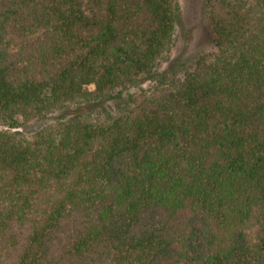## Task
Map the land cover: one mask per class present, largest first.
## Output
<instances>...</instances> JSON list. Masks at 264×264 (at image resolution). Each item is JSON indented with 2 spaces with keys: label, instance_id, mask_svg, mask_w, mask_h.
<instances>
[{
  "label": "trees",
  "instance_id": "1",
  "mask_svg": "<svg viewBox=\"0 0 264 264\" xmlns=\"http://www.w3.org/2000/svg\"><path fill=\"white\" fill-rule=\"evenodd\" d=\"M203 5L124 102L178 0H0V264H264V0Z\"/></svg>",
  "mask_w": 264,
  "mask_h": 264
},
{
  "label": "rangeland",
  "instance_id": "2",
  "mask_svg": "<svg viewBox=\"0 0 264 264\" xmlns=\"http://www.w3.org/2000/svg\"><path fill=\"white\" fill-rule=\"evenodd\" d=\"M178 4L180 15L171 49L155 65L151 75L141 77L135 86L124 91V99H122L124 102L129 94L151 90L156 79L171 68L174 60L195 59L200 55L209 59L214 55L215 50L206 39V14L203 0H178ZM122 103L120 101L119 103L105 102L103 105H99V108H102L98 114L100 120L108 122L119 115L121 110L126 108Z\"/></svg>",
  "mask_w": 264,
  "mask_h": 264
}]
</instances>
